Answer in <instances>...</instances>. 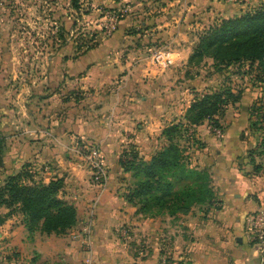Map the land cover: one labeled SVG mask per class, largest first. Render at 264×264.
<instances>
[{
	"label": "crops",
	"instance_id": "obj_1",
	"mask_svg": "<svg viewBox=\"0 0 264 264\" xmlns=\"http://www.w3.org/2000/svg\"><path fill=\"white\" fill-rule=\"evenodd\" d=\"M230 1H168L169 23L181 22L176 40L186 44L174 50L176 61L174 52L167 51L166 67L146 56L143 41L125 33L133 24L126 19L117 33L87 53L76 55L66 46L49 55L46 85L20 81L14 89L7 70H0V183L25 167L46 184L63 179L61 197L77 209V225L64 235L31 232L22 213L12 215L0 227V264L12 254L20 264H83L87 258L93 264H163L164 259L262 264L246 236L248 218L264 209V173L249 164L248 145L241 140L247 131H233L240 139L233 144L226 134L224 146L217 148L205 125L196 126L206 148L190 147L187 154L191 166L213 174L215 196L186 214L141 212L128 200L135 177L121 163L127 150L151 161L167 145L163 130L181 120L184 108L173 102L182 93L172 90V81L183 78L179 70L193 47L182 31L186 23L198 26L243 15ZM252 1L264 7V0ZM177 11L184 15L176 17ZM84 143L102 150L109 171L105 187L92 182L76 154V145ZM123 227L129 229L127 241Z\"/></svg>",
	"mask_w": 264,
	"mask_h": 264
},
{
	"label": "rangeland",
	"instance_id": "obj_2",
	"mask_svg": "<svg viewBox=\"0 0 264 264\" xmlns=\"http://www.w3.org/2000/svg\"><path fill=\"white\" fill-rule=\"evenodd\" d=\"M168 1L79 0L80 8L74 9L72 0H0V70H7L8 83L13 85L14 89L17 88H15V84L20 81H23L24 84L33 81L46 85L45 76L47 75L49 55L59 52L66 46L76 55L87 53L97 48L102 38H108L117 33L120 23L126 19L132 20L133 24L124 28L125 33L134 35L144 42L143 47L150 60H152L155 51L174 52L176 48L179 49L186 42L176 40L180 34L181 27L179 25L181 22L175 25L169 23L173 15H171L172 11H167ZM230 3L232 6L241 7L243 15L264 8L261 4L253 3L252 0H231ZM175 14L176 17L184 15L179 11ZM110 17L118 20L116 29L110 28ZM219 21L211 22L212 24L199 23L198 26L194 25L195 23H186L184 27L186 30L183 29L182 32L188 33V36L193 40L191 56L200 35ZM176 55L177 53L174 52V61L177 59ZM214 63L210 57H205L198 65H190L188 60L183 69L179 70L183 78L176 83L175 80L172 81L175 85L172 90L182 93L178 94L173 102H181L184 108L181 120L170 124V126L183 124L187 129L183 138L177 139L180 150L179 159L191 165L190 154H187L188 148L194 147L198 150L206 148V143L199 140L196 135L197 127L190 126L186 121V113L192 103L205 95L231 89L235 95L240 96V100L235 105L229 104L224 114L206 120L202 126L205 125L204 129L213 140L214 145L215 143L218 145L217 148L224 146L226 134H230L229 141L233 144L240 140L236 138L233 131L240 129L247 131L248 134L241 140L248 145L247 154L251 159L249 164H252L255 170L257 165L264 167V157L259 155L264 137V110L261 108L264 87L255 81L253 73H244L247 71V67H244V70L235 67L223 68L220 71ZM173 65H175L174 62L171 67ZM18 73L19 75H17ZM178 76L181 75L178 74ZM215 129L222 131V138L216 136ZM76 147L78 148L79 145ZM132 151L123 152L121 160L131 159V156H123ZM209 175L210 185L213 189V174L209 172ZM135 182L137 183L138 179L135 178ZM5 210L7 208L0 207V214L4 215ZM123 229L125 227L121 231ZM127 236H130L129 232ZM122 239L128 240L125 237ZM5 261L6 264H18V259L14 254Z\"/></svg>",
	"mask_w": 264,
	"mask_h": 264
},
{
	"label": "trees",
	"instance_id": "obj_3",
	"mask_svg": "<svg viewBox=\"0 0 264 264\" xmlns=\"http://www.w3.org/2000/svg\"><path fill=\"white\" fill-rule=\"evenodd\" d=\"M72 2L74 9L80 8L79 0ZM205 57L212 58L220 71L247 67L244 73H253L255 81L264 87V8L222 19L209 27L200 35L189 64L198 65ZM239 100L240 96L231 89L205 95L188 109L187 124L200 126L206 120L224 114L229 104L235 105ZM261 108L264 110V94ZM186 132L183 124L167 127L163 136L168 143L151 161L138 159L133 151L123 156H131V159L121 160L124 172H132L138 179L128 200L140 206L141 212L186 214L193 206L206 205L214 199L209 172L192 168L179 159L177 139L181 140ZM259 153L264 157V137ZM256 170L264 173L263 165H257ZM63 188V179L57 178L46 184L36 180L26 167L8 175L0 183V207L8 209V213L0 214V227L12 215L22 213L31 232L67 234L77 225V209L61 197Z\"/></svg>",
	"mask_w": 264,
	"mask_h": 264
},
{
	"label": "built area",
	"instance_id": "obj_4",
	"mask_svg": "<svg viewBox=\"0 0 264 264\" xmlns=\"http://www.w3.org/2000/svg\"><path fill=\"white\" fill-rule=\"evenodd\" d=\"M110 28H117L118 20L114 17H110ZM153 58L161 66L166 67L170 63V54L167 51H155ZM218 138L223 137V133L220 129L214 130ZM76 153L83 158L89 171L91 172V180L94 184L105 187L109 179V171L105 164L102 150L98 144L84 143L76 148ZM122 236H127L128 229L125 228L122 231ZM87 233L91 235V230L88 228ZM246 236L255 250L256 254L261 258V263L264 264V209H259L252 214L247 220ZM20 264V261H17ZM83 264H93L92 258H87L83 261ZM163 264H174L169 262L168 259L163 260Z\"/></svg>",
	"mask_w": 264,
	"mask_h": 264
}]
</instances>
